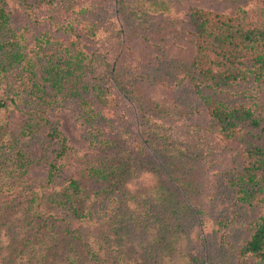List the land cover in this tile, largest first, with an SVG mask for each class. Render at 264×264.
<instances>
[{
	"label": "rangeland",
	"instance_id": "obj_1",
	"mask_svg": "<svg viewBox=\"0 0 264 264\" xmlns=\"http://www.w3.org/2000/svg\"><path fill=\"white\" fill-rule=\"evenodd\" d=\"M0 6V264H102L69 236L75 204L112 223L105 264H259L239 250L264 214V184L252 197L244 192V150L264 137L248 127L223 138L207 101L251 105L264 124V93L250 78L224 89L199 81L189 12L243 6L260 24L262 3ZM53 127L67 139L61 157ZM106 164L116 178L103 188L95 177ZM71 179L87 193L72 191ZM93 229L103 236L102 223ZM120 252L127 261L118 262Z\"/></svg>",
	"mask_w": 264,
	"mask_h": 264
},
{
	"label": "trees",
	"instance_id": "obj_2",
	"mask_svg": "<svg viewBox=\"0 0 264 264\" xmlns=\"http://www.w3.org/2000/svg\"><path fill=\"white\" fill-rule=\"evenodd\" d=\"M244 1L262 3L260 14L263 21L260 24L252 19L249 10L243 6H238L231 14L198 6L190 9L189 17L195 26L191 65L197 72L199 81L213 88H230L235 83L250 78L261 85L264 93V0ZM5 20L7 15L0 6V22ZM2 70L3 66L0 63V73ZM2 106L3 102L0 100V108ZM207 112L216 121L219 133L225 139L236 133H242L243 129L248 127L258 128L259 135L264 137V124L261 123V119L251 105H229L218 99H209ZM49 135L56 139L59 146L56 157H61L68 148L65 135L56 127L49 131ZM249 142L245 140V143ZM243 158L246 168V177H243V182L247 180V184H250L244 192L249 198L255 193H260L264 184V141L246 144ZM116 166L120 168L119 174L124 172L121 164ZM55 167V163L51 164L52 170ZM112 167L113 164L104 165L101 167L104 172L95 177L98 179L100 176L104 179L103 188L109 187L113 182L111 180L116 178ZM52 170L48 175L50 178L53 177ZM69 184L72 191L75 192L80 188L82 192L87 193L80 180L71 179ZM67 198H70V195ZM72 207V212L78 219L75 221L76 225L69 230L73 232L69 235L70 238L85 251L86 257L99 260L100 256L102 264L109 262V250L115 249L111 238L112 223L107 218L99 220L96 215H93L91 208L83 211L76 204ZM81 216L85 219H79ZM98 223L104 226L103 236L95 235L93 228ZM239 255L249 256L256 259L259 264H264V214L254 221L253 230L241 246ZM118 258V262L120 258H123L122 261L128 260L124 252H120Z\"/></svg>",
	"mask_w": 264,
	"mask_h": 264
}]
</instances>
